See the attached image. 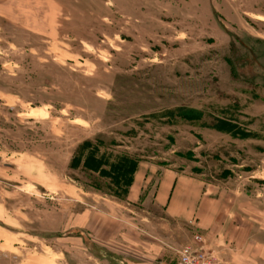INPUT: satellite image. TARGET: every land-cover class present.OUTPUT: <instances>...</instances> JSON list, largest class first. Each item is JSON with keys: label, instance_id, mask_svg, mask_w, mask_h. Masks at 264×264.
Segmentation results:
<instances>
[{"label": "rangeland", "instance_id": "obj_1", "mask_svg": "<svg viewBox=\"0 0 264 264\" xmlns=\"http://www.w3.org/2000/svg\"><path fill=\"white\" fill-rule=\"evenodd\" d=\"M97 137L222 190L264 241V0H0V264H123L135 243L178 264L193 227L70 170ZM104 199L125 246L78 219Z\"/></svg>", "mask_w": 264, "mask_h": 264}, {"label": "crops", "instance_id": "obj_2", "mask_svg": "<svg viewBox=\"0 0 264 264\" xmlns=\"http://www.w3.org/2000/svg\"><path fill=\"white\" fill-rule=\"evenodd\" d=\"M157 176L156 186L151 188ZM143 193L151 196L154 205L163 209L168 219L193 227L197 232L196 236L203 237L205 247L216 257L217 264H262L264 241L254 235L251 218L234 216L222 190H211L201 180L175 170L164 169L158 173L155 168L139 165L127 201L136 203ZM105 201L97 207L99 212L85 209L78 219L84 223L83 227L90 236L93 237L103 228L99 236L103 242L110 241L115 236L125 246V239L128 241L129 236L134 238L132 234L135 232L130 235L125 231L126 222L119 218V204ZM114 227L120 231L112 232ZM136 233L140 235L139 232ZM254 237L257 239L254 240ZM194 240L195 238L191 243ZM134 246L138 253L133 252L132 261L125 259L128 255L120 248L123 264H166V249L150 247L148 251L144 246L137 247L136 243Z\"/></svg>", "mask_w": 264, "mask_h": 264}, {"label": "trees", "instance_id": "obj_3", "mask_svg": "<svg viewBox=\"0 0 264 264\" xmlns=\"http://www.w3.org/2000/svg\"><path fill=\"white\" fill-rule=\"evenodd\" d=\"M117 147L120 144L106 142L100 137L85 140L75 150L69 168L85 174L87 185L97 192L125 201L140 161L126 152L115 150Z\"/></svg>", "mask_w": 264, "mask_h": 264}, {"label": "built area", "instance_id": "obj_4", "mask_svg": "<svg viewBox=\"0 0 264 264\" xmlns=\"http://www.w3.org/2000/svg\"><path fill=\"white\" fill-rule=\"evenodd\" d=\"M178 264H217V259L205 247L203 237L197 235L193 243L180 251Z\"/></svg>", "mask_w": 264, "mask_h": 264}]
</instances>
